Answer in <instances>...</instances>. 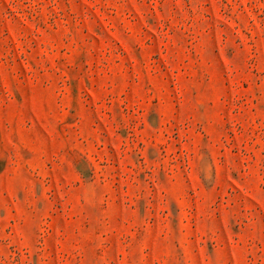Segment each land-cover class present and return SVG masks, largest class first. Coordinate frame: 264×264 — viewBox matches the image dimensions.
I'll return each instance as SVG.
<instances>
[{
    "label": "rangeland",
    "instance_id": "rangeland-1",
    "mask_svg": "<svg viewBox=\"0 0 264 264\" xmlns=\"http://www.w3.org/2000/svg\"><path fill=\"white\" fill-rule=\"evenodd\" d=\"M0 264H264V0H0Z\"/></svg>",
    "mask_w": 264,
    "mask_h": 264
}]
</instances>
